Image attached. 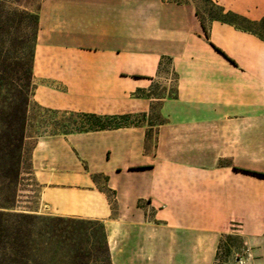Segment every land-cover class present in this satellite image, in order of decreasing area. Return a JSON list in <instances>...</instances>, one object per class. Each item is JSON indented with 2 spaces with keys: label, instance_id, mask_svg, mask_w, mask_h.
Instances as JSON below:
<instances>
[{
  "label": "crops",
  "instance_id": "0c3cea01",
  "mask_svg": "<svg viewBox=\"0 0 264 264\" xmlns=\"http://www.w3.org/2000/svg\"><path fill=\"white\" fill-rule=\"evenodd\" d=\"M129 1L49 0L35 57L36 64L38 55L61 50L67 61L65 101L37 99L48 108L148 114L161 103L165 121L158 125L39 136L32 149L42 203L34 212L103 222L114 259L163 247L169 231L219 239L237 220L264 217L258 208L249 217L244 206L253 197L264 201V176L247 172L264 173V41L211 23V42L234 65L206 40L191 1L157 0L147 15ZM215 1L253 21L264 18L257 4ZM93 52L100 60L90 63ZM163 56L178 77L175 95L137 96L156 82ZM94 174L108 177L113 202ZM186 205L192 208L184 215Z\"/></svg>",
  "mask_w": 264,
  "mask_h": 264
},
{
  "label": "trees",
  "instance_id": "16d2710c",
  "mask_svg": "<svg viewBox=\"0 0 264 264\" xmlns=\"http://www.w3.org/2000/svg\"><path fill=\"white\" fill-rule=\"evenodd\" d=\"M10 2L12 0H0ZM209 4L211 23L222 22L264 41V18L253 21L226 10L215 0ZM206 40L232 64L222 49L211 42L210 25L196 9ZM40 9L37 11L0 7V264H113L106 226L101 221L54 217L18 207L25 141L30 124L34 87V64ZM165 59L163 56L159 67ZM141 78L140 76H136ZM39 124L52 136L114 131L142 126L132 122L133 113L96 114L43 107L36 103ZM144 119L146 115H143ZM45 118V119H44ZM264 176V173L247 171ZM101 175V174H100ZM99 174L93 175L96 181ZM108 181V177L104 176ZM111 201V189L101 190ZM114 205V204H113ZM247 251L243 237L224 233L219 238L214 264H229L235 255ZM239 260V257L237 258Z\"/></svg>",
  "mask_w": 264,
  "mask_h": 264
},
{
  "label": "rangeland",
  "instance_id": "374dc122",
  "mask_svg": "<svg viewBox=\"0 0 264 264\" xmlns=\"http://www.w3.org/2000/svg\"><path fill=\"white\" fill-rule=\"evenodd\" d=\"M179 2H186L188 0H173ZM193 3L196 9H199L202 15L205 17V22L210 25L211 19L209 16V4L205 0H189ZM243 1V2H242ZM244 4H257L264 11V0H242ZM49 2V0H12L10 2L1 1L0 7L2 9H16V10H30L37 11L43 4ZM217 2V1H216ZM61 4H65L66 0H60ZM131 6L133 11H139L144 15L149 13V6H153L156 11L157 0H130L127 4ZM221 5V4H220ZM148 11V12H147ZM180 15V14H175ZM64 30L65 23L62 22ZM51 25L47 24L46 29L50 30ZM55 29V28H54ZM40 38V42H43ZM38 42V41H37ZM120 41H118L119 43ZM121 44V43H120ZM51 51V50H50ZM93 51V50H91ZM52 55H38L34 69V87L32 94V105L30 109V124L28 126L27 138L25 141V154L23 163V174L19 185L18 193V207L28 211H39L42 207L40 200L41 187L36 182L32 175V161L31 154L35 141L39 136H49L50 129L44 125L40 126L39 120L42 114L37 108H35L38 98L53 99L56 101H65L64 96V84L62 79L65 78L66 59L65 54L61 50ZM90 63H95L100 58L93 54L87 58ZM183 65L195 66L190 62L184 61ZM174 67L173 61L165 59L163 65L160 68V75L157 77L156 82L148 90H143L135 93L140 97H164L174 96L177 90L178 77L172 68ZM136 77V76H134ZM43 107L42 104H39ZM65 111L66 109H59ZM74 111V110H72ZM134 117L132 122H142V125H158L165 121L161 114V103L154 102L153 106L149 110L146 118L144 119V113H133ZM45 119V118H44ZM155 129L150 130V140L155 135ZM100 175V174H99ZM97 187L100 190H107V181L103 175H100L96 179ZM111 198L114 200L115 195L110 193ZM255 197L251 198V202L245 206V212L251 217V209H261L264 216V201H261ZM260 202V203H259ZM185 207L184 215H187V211L191 209L189 205ZM48 215V214H43ZM51 216V215H48ZM56 217V216H54ZM187 217V216H186ZM236 232L240 234L247 244V251L241 252L240 255L235 254L229 261V264H264V217L262 219L248 218L246 220H237L232 223L226 233ZM219 239L213 236H200L195 234H189L188 232L175 235L173 231H169L168 242H164V246L157 247L156 243L150 245L146 251L137 254L136 252L127 251L122 252L115 259L112 255L113 264H214L215 255L218 247ZM114 253L116 248L114 247ZM239 257V260L237 258Z\"/></svg>",
  "mask_w": 264,
  "mask_h": 264
}]
</instances>
